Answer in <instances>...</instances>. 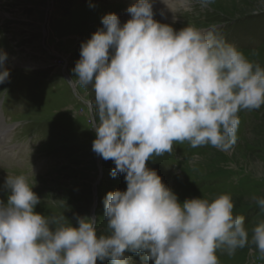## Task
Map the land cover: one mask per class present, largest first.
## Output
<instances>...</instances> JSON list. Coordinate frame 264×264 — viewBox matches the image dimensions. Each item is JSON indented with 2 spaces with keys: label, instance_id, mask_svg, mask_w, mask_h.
Wrapping results in <instances>:
<instances>
[{
  "label": "clouds",
  "instance_id": "obj_1",
  "mask_svg": "<svg viewBox=\"0 0 264 264\" xmlns=\"http://www.w3.org/2000/svg\"><path fill=\"white\" fill-rule=\"evenodd\" d=\"M207 8L212 0H197ZM121 25L115 13L81 43L73 72L91 85L96 139L92 151L113 161L110 175L125 174L127 188L107 193L108 234L95 217L37 212L40 197L25 175H8L0 191V264H219L217 251L233 255L250 243L264 253V219L251 228L234 215L228 194L182 203L149 159L171 153L174 143L211 145L230 152L242 110L264 105V67L249 61L213 27L179 31L154 19L152 0H137ZM0 50V84L8 81ZM264 213V197H253Z\"/></svg>",
  "mask_w": 264,
  "mask_h": 264
},
{
  "label": "rangeland",
  "instance_id": "obj_2",
  "mask_svg": "<svg viewBox=\"0 0 264 264\" xmlns=\"http://www.w3.org/2000/svg\"><path fill=\"white\" fill-rule=\"evenodd\" d=\"M162 1L152 0L155 20L176 31L215 27L249 61L264 67V0H212L207 8L197 0H169V15H163ZM136 2L0 0V50L7 53L10 70L8 81L0 84V121L6 124L0 130L10 126L5 139L0 135V185L8 175H25L41 200L37 212L64 215L73 226L77 215L95 217L98 235L108 234L107 193L124 191L127 184L125 174L110 175L113 161L92 151L95 93L91 85L77 82L73 69L81 43L103 27L102 17L122 14ZM239 117L230 152L174 143L171 153L153 155L147 167L181 203L228 194L234 215L245 217L251 236V228L264 219L252 199L264 197V105L242 110ZM0 200H7L3 191ZM126 255L130 264H145L143 253ZM217 256L219 264H264V253L251 243L233 255L218 250Z\"/></svg>",
  "mask_w": 264,
  "mask_h": 264
},
{
  "label": "bare ground",
  "instance_id": "obj_3",
  "mask_svg": "<svg viewBox=\"0 0 264 264\" xmlns=\"http://www.w3.org/2000/svg\"><path fill=\"white\" fill-rule=\"evenodd\" d=\"M181 2H183V0H180ZM186 2V1H185ZM162 7L164 8L162 11H163V15L167 14L169 15L170 12L168 10H171L170 7H169V0H163L162 1ZM119 15V18H120V21L122 23H124L125 21H128L129 19H131V16L130 14H128L127 12V9H125V11L122 13V14H118ZM1 124V123H0ZM3 125V124H2ZM6 125H3V127H5ZM10 127V126H9ZM9 127L7 126V129H4V130H0V135L5 139V135L7 136V133H5L4 131L5 130H9ZM0 129H3L2 127H0ZM4 132V134L2 135V133ZM1 142V141H0Z\"/></svg>",
  "mask_w": 264,
  "mask_h": 264
}]
</instances>
